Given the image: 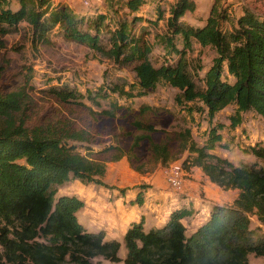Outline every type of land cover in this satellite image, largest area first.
<instances>
[{"label":"trees","instance_id":"1","mask_svg":"<svg viewBox=\"0 0 264 264\" xmlns=\"http://www.w3.org/2000/svg\"><path fill=\"white\" fill-rule=\"evenodd\" d=\"M146 3L120 0L119 9L111 7L114 19L107 20L106 13L78 15L67 4L54 0H0V37L20 22L29 26L33 42L49 41V34L58 29L65 39L130 66L134 73L131 81L118 78L85 94L50 88L61 102L89 108L83 99L100 106V100L110 95L131 100L155 91L161 83L177 89L175 103L188 113H205L210 124L201 145L189 143L191 156L185 163L200 167L217 186L238 190L237 197L231 206H211L206 219L190 234L181 222L191 214L185 208L172 210L160 228L146 231L142 220L130 223L122 236L125 255L121 258L119 241L106 240L103 231L88 232L77 221L76 212L83 201L58 194L59 186L74 179L113 187L100 178L104 163L89 157L95 151L85 146L88 154L77 150L78 143H92L90 134L65 123L30 130L23 117L17 118L24 90L0 92V264H96L92 262L96 257L123 264H249V253L264 257V234L253 240L249 227L250 214L264 226V166L235 165L215 154L225 124H211L228 105H234L228 116L230 129L242 124L246 112L264 120V17L247 9L232 16L226 7L215 6L201 26H193L181 18L194 11V0H175L165 18L164 32L156 33L153 43L168 60L154 65L149 58L153 44L145 37V29L135 33ZM162 18L163 10L156 6L153 18L144 21L155 26ZM104 33L107 44H103ZM193 43L215 51L202 89L193 77L200 66L192 70L186 58ZM3 47L0 38V61ZM3 68L0 62V76ZM194 101L199 104H188ZM121 109L132 114L128 105L116 100L98 112L89 110L92 115L113 119ZM157 109L142 105L135 111L131 125L143 133L136 142H149L156 129L153 119ZM149 113L152 120L145 118ZM183 137H189V130H184ZM246 149L264 161V146L258 142ZM142 200L143 194L138 192L134 201Z\"/></svg>","mask_w":264,"mask_h":264},{"label":"rangeland","instance_id":"2","mask_svg":"<svg viewBox=\"0 0 264 264\" xmlns=\"http://www.w3.org/2000/svg\"><path fill=\"white\" fill-rule=\"evenodd\" d=\"M174 1L147 0L141 9L143 20L137 24L135 33L144 28L145 37L153 44L154 35L164 32L165 18ZM54 2L67 4L78 15L88 13L84 16H90L96 11L106 13L108 20L114 15L111 7L119 9L120 0H54ZM194 2L196 5L194 11L185 13L181 18L194 26L201 25L215 6L226 7L227 13L232 16L240 15L247 9L264 17V0H194ZM156 6L163 10V18L155 26H151L144 20L148 17L153 18ZM121 12H123L122 9L120 14ZM102 35L103 44H107L108 35L105 33ZM0 38L4 46L0 62L5 67L0 76V92L24 90V100L17 118L23 117L25 126L30 130L42 128L48 124L65 123L88 132L93 140L92 143L82 145L78 143L77 150L82 154H88L85 147L92 149L95 152L89 157L105 165V172L100 178L105 184L113 186L112 188L96 186L92 183L85 184L76 179L58 187V194L74 195L83 201V206L78 210L81 220L87 223L86 215L93 216L92 210L97 216L108 220V214L122 205V202L126 208H129L133 199L122 197L124 199L121 200V195L115 188H125L124 193L130 196L133 189L140 185L150 186L147 190L148 199L141 208H137L143 212L142 218L146 230L160 220L161 212H163L154 208L159 200L152 198L155 195L163 196L160 190L173 192L166 195L165 200L177 201L183 198L190 204L192 213L181 219L186 234L195 230L199 218L202 219L211 206L232 205L237 190L217 186L209 180L200 167L185 163V160L190 161L189 143L192 141L198 146L201 145L206 139L210 124L205 113L196 110L188 113L186 108L175 103L174 95L177 89L161 83L155 91L131 100L110 95L109 98L100 100V106H95L83 99L89 108L74 102H61L50 93V88L85 94L87 90L95 92L100 86L115 82L118 78L131 81L134 79V73L130 66L117 64L101 52L65 39L58 29H54L49 34V41L33 42L29 26L25 22H20L16 29ZM214 57L215 51L212 48L200 46L198 43H193L187 52L186 58L190 68L192 70L198 66L201 68L193 75L198 88L204 87V75ZM149 58L154 65L168 60L157 44L152 45ZM113 100L123 106L128 105L132 114L130 115L124 109L118 111L113 119L91 114L90 110L98 112L108 108ZM188 104L198 105L199 103L194 101ZM142 105L158 108L155 119L150 113L145 116L146 119L154 120L153 126L156 128L149 136V142L146 139L136 142L143 133L131 125L135 111ZM233 111L234 105H228L212 119V125L225 124V127L219 131L221 141L213 152L229 159L235 165L256 163L258 166H264V161L246 151V148L257 142L264 146V120L252 111L246 112L242 115V124L230 129L228 116ZM186 129L189 130V137L184 138L183 132ZM133 142H136L135 145ZM106 148L109 150L102 151ZM171 166L180 167L184 173L183 181L177 187H172L166 181V173ZM180 192H192L193 197L192 199L189 196L179 198ZM109 203L114 204L113 208L108 207ZM207 206L210 208L208 209ZM249 219L252 238L256 240L264 234V226L259 224L254 214H250ZM116 239L121 241L119 237ZM124 255L125 247L122 243L119 256L123 258ZM92 262L123 264L122 261L110 262L101 257L93 258ZM248 262L263 264L264 257L249 253Z\"/></svg>","mask_w":264,"mask_h":264},{"label":"crops","instance_id":"3","mask_svg":"<svg viewBox=\"0 0 264 264\" xmlns=\"http://www.w3.org/2000/svg\"><path fill=\"white\" fill-rule=\"evenodd\" d=\"M97 12H99V11H97ZM141 15H142V12H141ZM167 16L168 15H166V17ZM186 23H188V22H186ZM189 24H191V23H189ZM191 25H193V24H191ZM196 26H201V25H196ZM145 186H146L145 188H141L140 186L135 187V189H133L134 190L133 193H131L130 196H126L127 194L124 193L126 191L125 188H122V189L115 188L116 190L119 191V193L121 195V200L124 199L122 197H127V198L133 199V200L130 202L129 208H126L124 206L123 202H122V205H120L119 207H116V209L113 210L112 213L108 214V216H107L108 220H104L105 218L97 216L96 212H94L92 210V215L93 216L90 217L89 215H86V217L88 219L87 223L83 219L81 220V217L78 214L79 211H77L76 212L77 221L88 232L95 233V232H98V231H103L105 233V239L106 240H112V239L117 240L116 238L119 237L120 240H121L119 242L122 244L123 233H124L125 229L129 226L130 223L138 222V221L142 220L143 221V228H144V219L142 218L143 212H142V210H140V211L137 210V208L138 207L141 208L143 203L148 199L147 190L150 188V186L149 185L148 186L145 185ZM185 189H188V187H186ZM121 190H124V191H121ZM138 192H141L143 194V200L140 203H137V202L134 201L135 196H136V194ZM159 192L163 193V196H156L155 195L152 198H154L156 200H159L157 203H155L156 205H154L155 206L154 208L157 209V210L163 211V212H161L162 214L160 216V220L156 221L154 226L153 227H149L147 230L162 227L167 222L170 212L172 210H174V209L185 208L187 210H190L191 213H192L190 204L185 202L183 200V198H181V199H179L177 201L176 200L174 201L173 199H171L172 201H169V200H165L167 198L166 195L172 194L173 193L172 191H162V190H160ZM180 193L182 195L180 194L179 198L182 197V196H189L192 199V197H193L192 196V192H187V193L186 192L185 193L184 192H180ZM237 195H238V190H237ZM237 195H236V197H237ZM234 199H233V201H234ZM116 200H118V198ZM111 203H109L110 206H108V207L113 208L114 204H111ZM207 207H208V209L210 208V206H207ZM207 215H208V213L206 215H204L202 217V219L199 218V223L197 224L196 228L206 219ZM144 230H146V229H144ZM185 232H186V229H185ZM114 235H115V237H114Z\"/></svg>","mask_w":264,"mask_h":264},{"label":"built area","instance_id":"4","mask_svg":"<svg viewBox=\"0 0 264 264\" xmlns=\"http://www.w3.org/2000/svg\"><path fill=\"white\" fill-rule=\"evenodd\" d=\"M182 169L178 166H171L166 173V181L172 186L177 187L183 181Z\"/></svg>","mask_w":264,"mask_h":264}]
</instances>
